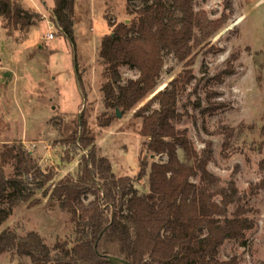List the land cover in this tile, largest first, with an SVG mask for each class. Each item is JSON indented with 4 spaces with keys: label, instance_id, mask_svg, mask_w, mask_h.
<instances>
[{
    "label": "trees",
    "instance_id": "1",
    "mask_svg": "<svg viewBox=\"0 0 264 264\" xmlns=\"http://www.w3.org/2000/svg\"><path fill=\"white\" fill-rule=\"evenodd\" d=\"M139 1L134 6L127 0L129 21L109 18L112 31L103 37L99 50L108 79L103 86L107 110L99 125L107 128L112 124L114 117L108 110H135L134 115L143 118L141 134L147 139L148 152L167 155V160L152 163L149 192L139 194L130 177H117L110 160L99 155L84 114L69 138L84 152V186L51 182V174L41 169L21 142L3 144L0 229L15 205L29 199L28 184L43 188L50 183L46 190L68 215L71 231L51 247L37 232L21 236L7 227L0 231V254L15 251L30 257L33 264H112L109 255L134 264H239L235 256L221 259L220 249L229 240L246 238L254 227L251 209L242 202L256 187L242 193L234 180L222 185L208 169L214 157L212 141H205L198 151L188 130L173 123L182 118L177 107L195 79L198 54L223 26V20L210 18L204 9L196 10V0ZM74 2L55 0L51 12L52 21L70 41H75ZM0 21L11 35L13 30L26 31L37 19L20 0H0ZM165 54L174 55L184 68L144 103L162 75ZM121 66L136 69L138 78L121 84ZM214 95L210 91L207 96L210 113L224 107L212 101ZM154 102L158 109H152ZM179 148L187 161L179 157ZM141 167V174H146L147 166ZM91 193L94 199L86 204L83 198Z\"/></svg>",
    "mask_w": 264,
    "mask_h": 264
},
{
    "label": "rangeland",
    "instance_id": "2",
    "mask_svg": "<svg viewBox=\"0 0 264 264\" xmlns=\"http://www.w3.org/2000/svg\"><path fill=\"white\" fill-rule=\"evenodd\" d=\"M20 3L35 15L36 24H41L34 36L53 33L55 38L45 40L44 53L29 61V69L21 63L12 70L19 75L17 82H0V151L3 144L19 141L41 169L51 174V182L84 186V152L69 139L84 114L99 155L110 160L117 177H130L139 194H147L152 163L166 161L168 156L148 152L147 139L141 134L143 118L136 117L135 110L124 113L119 109L120 116L117 110H108L114 117L112 124L107 128L99 125L107 110L103 86L108 80L99 50L103 37L112 31L109 18L113 22L130 20L127 0H75V41L66 39L52 21L55 0ZM131 4L137 6L140 1L131 0ZM195 9L206 10L212 19L221 18L223 26L198 54L195 79L178 103L182 118L173 123L188 130L198 151L205 147V141H212L214 157L208 169L222 185L234 180L242 193L256 187L242 202L251 209L254 227L246 232V238L227 241L220 249V258L235 256L239 264H264V0H196ZM5 32L0 21L3 58L7 56L3 48L11 49ZM25 33L13 30L12 35L23 38ZM183 68L174 55L165 54L162 75L144 103L165 89ZM120 74L121 84L139 76L129 66H121ZM5 91L12 97L9 109L16 116L14 125L6 117ZM210 91L215 93L212 101L224 105L214 113L208 111ZM158 108L154 102L152 109ZM178 153L187 161L183 149ZM142 164L147 166L143 175ZM49 185H26L29 199L15 205L0 231L8 227L21 236L34 231L51 247L65 238L71 231L68 215L51 198L46 190ZM93 199L92 193L83 198L86 204ZM0 264L33 263L28 256L7 251L0 254Z\"/></svg>",
    "mask_w": 264,
    "mask_h": 264
},
{
    "label": "crops",
    "instance_id": "3",
    "mask_svg": "<svg viewBox=\"0 0 264 264\" xmlns=\"http://www.w3.org/2000/svg\"><path fill=\"white\" fill-rule=\"evenodd\" d=\"M41 24H33L29 27V29L26 30V35L23 38H18L13 35L8 34L7 30L5 29L6 33V39L9 41V44L11 46V49L9 50L8 47L3 48L4 52L7 53V56L3 58L4 56H1L0 54V82L4 84L8 83L9 85L11 84L10 79H14L15 82H17V77L19 75L16 74V72L12 71L15 69L18 64H27L26 67L29 69V61L36 59L38 55L41 53L43 54L45 51V40H48L47 34L43 35H37L34 36L37 32V29H39ZM55 38V37H54ZM53 40V39H52ZM9 62V63H8ZM27 62V63H26ZM13 64V66H12ZM7 78H9L7 80ZM7 88V87H6ZM5 89V87H4ZM2 93V92H1ZM4 98L3 102H7V107L8 109H5L6 114H8L7 119L10 120L11 124H16L15 119L16 116L15 114L10 113V103L12 102V97L10 95L5 93H2Z\"/></svg>",
    "mask_w": 264,
    "mask_h": 264
},
{
    "label": "water",
    "instance_id": "4",
    "mask_svg": "<svg viewBox=\"0 0 264 264\" xmlns=\"http://www.w3.org/2000/svg\"><path fill=\"white\" fill-rule=\"evenodd\" d=\"M117 114H118V116H120L122 113L119 110H117ZM108 260L112 264H134L133 262H131L127 259L119 258L117 256H112V255L108 256Z\"/></svg>",
    "mask_w": 264,
    "mask_h": 264
},
{
    "label": "built area",
    "instance_id": "5",
    "mask_svg": "<svg viewBox=\"0 0 264 264\" xmlns=\"http://www.w3.org/2000/svg\"><path fill=\"white\" fill-rule=\"evenodd\" d=\"M47 37H48V40H52L54 39L55 35L53 33H49Z\"/></svg>",
    "mask_w": 264,
    "mask_h": 264
}]
</instances>
